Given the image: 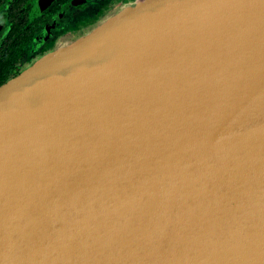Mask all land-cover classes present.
Returning a JSON list of instances; mask_svg holds the SVG:
<instances>
[{"label": "water", "instance_id": "water-1", "mask_svg": "<svg viewBox=\"0 0 264 264\" xmlns=\"http://www.w3.org/2000/svg\"><path fill=\"white\" fill-rule=\"evenodd\" d=\"M0 264H264V0H137L0 84Z\"/></svg>", "mask_w": 264, "mask_h": 264}, {"label": "flooded vegetation", "instance_id": "flooded-vegetation-1", "mask_svg": "<svg viewBox=\"0 0 264 264\" xmlns=\"http://www.w3.org/2000/svg\"><path fill=\"white\" fill-rule=\"evenodd\" d=\"M137 0H0V84Z\"/></svg>", "mask_w": 264, "mask_h": 264}, {"label": "bare ground", "instance_id": "bare-ground-1", "mask_svg": "<svg viewBox=\"0 0 264 264\" xmlns=\"http://www.w3.org/2000/svg\"><path fill=\"white\" fill-rule=\"evenodd\" d=\"M196 185H193V186H189L188 187V190H196ZM203 190H209V189H207V188H204Z\"/></svg>", "mask_w": 264, "mask_h": 264}]
</instances>
